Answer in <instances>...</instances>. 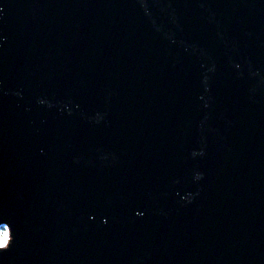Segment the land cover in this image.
<instances>
[{"label": "water", "instance_id": "95a60500", "mask_svg": "<svg viewBox=\"0 0 264 264\" xmlns=\"http://www.w3.org/2000/svg\"><path fill=\"white\" fill-rule=\"evenodd\" d=\"M0 264H264V0H0Z\"/></svg>", "mask_w": 264, "mask_h": 264}, {"label": "rangeland", "instance_id": "374dc122", "mask_svg": "<svg viewBox=\"0 0 264 264\" xmlns=\"http://www.w3.org/2000/svg\"><path fill=\"white\" fill-rule=\"evenodd\" d=\"M6 234V235H5ZM9 240H10V237H8V233H7V230L5 231V232H3V233H0V241H4L5 243H4V246H6L7 245V243L9 242ZM3 246V247H4Z\"/></svg>", "mask_w": 264, "mask_h": 264}, {"label": "trees", "instance_id": "16d2710c", "mask_svg": "<svg viewBox=\"0 0 264 264\" xmlns=\"http://www.w3.org/2000/svg\"><path fill=\"white\" fill-rule=\"evenodd\" d=\"M5 231H6L5 227H0V233H3Z\"/></svg>", "mask_w": 264, "mask_h": 264}, {"label": "snow or ice", "instance_id": "6c2138e0", "mask_svg": "<svg viewBox=\"0 0 264 264\" xmlns=\"http://www.w3.org/2000/svg\"><path fill=\"white\" fill-rule=\"evenodd\" d=\"M4 243H5L4 241H0V247H3L4 246Z\"/></svg>", "mask_w": 264, "mask_h": 264}]
</instances>
